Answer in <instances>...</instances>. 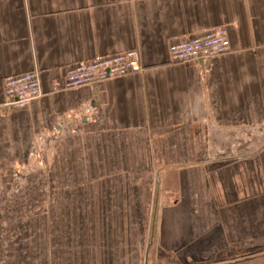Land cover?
Instances as JSON below:
<instances>
[{"label": "crops", "instance_id": "1", "mask_svg": "<svg viewBox=\"0 0 264 264\" xmlns=\"http://www.w3.org/2000/svg\"><path fill=\"white\" fill-rule=\"evenodd\" d=\"M217 28L226 54L171 59L170 45ZM128 50L141 72L53 91L69 66ZM27 72L43 95L8 107L5 79ZM246 132L261 150L249 161L264 168V0H0V215L12 217V240L46 212L65 219L70 246L159 212L155 258L264 264V181L209 191L203 168ZM172 190L177 200L162 206Z\"/></svg>", "mask_w": 264, "mask_h": 264}, {"label": "rangeland", "instance_id": "2", "mask_svg": "<svg viewBox=\"0 0 264 264\" xmlns=\"http://www.w3.org/2000/svg\"><path fill=\"white\" fill-rule=\"evenodd\" d=\"M235 135V133L231 134V142ZM238 137L239 144L234 149L229 146L223 147L221 150H211L210 155L216 156L215 163L212 162L211 165L203 166L207 172L208 186H206L209 191L211 184L215 188L223 185L227 189L231 186L230 188L233 190L235 188L241 190L246 187L248 189L249 187H259L260 183L264 181L262 164L249 161V156H255L254 152L261 150L249 149V138L251 137L249 132L238 134ZM224 144L228 143L223 142ZM235 158L237 159L234 160ZM246 161L248 163H245ZM27 183L28 180H21L15 181L13 185L15 188H23ZM149 185L151 182H143L145 188H148ZM208 190L207 194H209ZM170 194L171 196L167 198L168 200L163 201L162 206H165L167 202L171 204L172 201L177 200V195L173 193V190ZM21 199L19 198L17 206H26L25 200L27 199ZM47 199L46 202L48 203ZM36 200L37 198H31V202L33 201L35 204L37 203ZM47 206L45 205L44 210L49 211L50 208ZM51 208L53 209L52 205ZM158 208L160 209V203ZM44 215L49 218H47L48 222L45 219L43 223L39 221L40 224L38 225L32 224L28 225L27 229L17 230L18 238L16 241L10 237L14 233L11 228V215H0V221L8 222L10 227L6 228L4 225V228H0V264H214L216 262L187 261L186 259L183 260L181 254L168 260L163 254H158V258H155L159 252L156 250L157 245L154 241V238H157L159 234V212H156L155 217L153 213L147 214V222L146 218L142 222L138 214H131V222L124 230H113V232L112 230L109 232L105 228L96 232L93 229L88 230V238L85 240H88L89 244H74L72 246L67 243L69 230L65 227L67 225L65 219L62 218L60 224L56 225L57 221L53 223V217H49L51 213L46 212ZM55 215L58 216V214ZM108 217L107 214L104 218ZM106 223L109 221L102 222L100 226H106ZM153 223L155 224L153 246H150ZM54 225L60 226L54 229Z\"/></svg>", "mask_w": 264, "mask_h": 264}, {"label": "built area", "instance_id": "3", "mask_svg": "<svg viewBox=\"0 0 264 264\" xmlns=\"http://www.w3.org/2000/svg\"><path fill=\"white\" fill-rule=\"evenodd\" d=\"M230 41L226 28H217L183 42L169 46V55L174 62L188 63L195 60H212L226 54ZM142 71L141 56L136 50H128L91 61H83L67 68L62 81L53 85V91L77 89L98 85L108 80L122 78ZM3 91L6 105L24 109L43 95L37 72H27L5 79Z\"/></svg>", "mask_w": 264, "mask_h": 264}]
</instances>
